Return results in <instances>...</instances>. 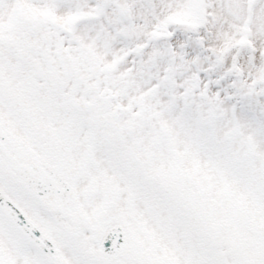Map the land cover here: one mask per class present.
I'll return each instance as SVG.
<instances>
[{"label": "snow or ice", "instance_id": "obj_1", "mask_svg": "<svg viewBox=\"0 0 264 264\" xmlns=\"http://www.w3.org/2000/svg\"><path fill=\"white\" fill-rule=\"evenodd\" d=\"M0 264H264V0H0Z\"/></svg>", "mask_w": 264, "mask_h": 264}]
</instances>
